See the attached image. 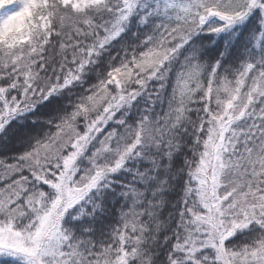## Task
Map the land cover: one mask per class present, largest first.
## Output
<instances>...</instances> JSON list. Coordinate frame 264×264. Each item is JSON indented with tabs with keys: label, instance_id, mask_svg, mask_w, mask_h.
Returning a JSON list of instances; mask_svg holds the SVG:
<instances>
[{
	"label": "snow or ice",
	"instance_id": "1",
	"mask_svg": "<svg viewBox=\"0 0 264 264\" xmlns=\"http://www.w3.org/2000/svg\"><path fill=\"white\" fill-rule=\"evenodd\" d=\"M0 264H264V0H0Z\"/></svg>",
	"mask_w": 264,
	"mask_h": 264
}]
</instances>
